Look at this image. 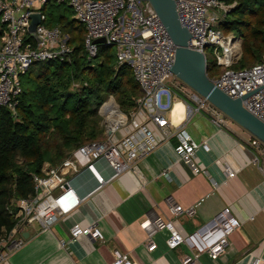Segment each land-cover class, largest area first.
<instances>
[{
  "label": "built area",
  "instance_id": "built-area-1",
  "mask_svg": "<svg viewBox=\"0 0 264 264\" xmlns=\"http://www.w3.org/2000/svg\"><path fill=\"white\" fill-rule=\"evenodd\" d=\"M48 1L64 2L71 8L73 18L83 26L82 43L89 59L95 57L98 43L111 45L115 63L130 67L140 93L129 112L119 109L113 101L114 106L108 109L104 105L107 101H103L100 108L106 120L104 136L78 144L57 164L43 162L40 173L32 174L34 193L14 199L15 224L0 234V264H8L9 255L24 244L19 225L36 224L38 230H45L82 199L69 186L68 178L72 174L87 170L96 180V186L124 169L138 174L134 159L150 152L161 137L168 140L171 136L175 138L172 147L175 157L193 172L204 171L194 152L199 142L183 126L182 120L171 119L174 99L188 110L211 114L218 124L226 117L206 97L171 73L169 66L174 59L175 44L148 0H0V105L14 111L21 90L20 75L33 61H67L72 55L73 47L60 26L43 22L45 13L40 7ZM173 1L180 24L190 33L187 46L201 51L205 57L210 55L218 66L219 71L209 76L217 88L237 97L264 83V54L248 66H234L241 53V36L223 32L217 26L233 1ZM35 10L40 13V23L35 26L38 39L27 32L29 13ZM97 37H103V41H94ZM241 104L264 123V84L243 98ZM200 143L207 148L205 142ZM247 146L251 151L250 160L256 164L262 160L264 165V142L252 134L247 138ZM100 160L110 168L108 177L95 168V162ZM223 169L228 176L234 173L227 166ZM64 195H69L71 201H65ZM165 201L174 216L191 215L194 211L192 205L181 206L167 196ZM239 223L228 206L189 231L178 230L171 219L160 215L139 222L146 233L147 250L155 248L152 235L161 229L167 231L164 241L168 249L185 247L180 264H194L199 255L217 259L224 251L228 234ZM79 233L101 237L96 223L72 224L70 236ZM111 254L109 264H133L126 252L113 248ZM256 262L257 259L253 264Z\"/></svg>",
  "mask_w": 264,
  "mask_h": 264
},
{
  "label": "crops",
  "instance_id": "crops-1",
  "mask_svg": "<svg viewBox=\"0 0 264 264\" xmlns=\"http://www.w3.org/2000/svg\"><path fill=\"white\" fill-rule=\"evenodd\" d=\"M170 115L173 120L172 108ZM179 120L199 142L194 152L204 171L193 172L175 157L171 136L168 140L161 137L150 152L134 159L138 174L124 169L99 186L87 170L72 174L69 186L82 199L45 230H38L36 224L19 225L24 244L9 255L8 264H109L113 248L128 253L133 264H180L185 247L168 249L167 231L161 229L152 235L155 248L147 250L146 233L139 222L160 215L171 219L178 230L189 231L224 206L239 225L228 234L217 259L199 255L194 264H253L255 259V264H264V165L262 160L259 164L250 160V133L228 116L218 124L201 110L184 108ZM94 165L102 176L110 175L102 160ZM224 166L234 173L226 175ZM64 196L71 201L69 195ZM166 196L181 206L192 205L193 213L170 214ZM74 223H96L101 237L70 236Z\"/></svg>",
  "mask_w": 264,
  "mask_h": 264
},
{
  "label": "trees",
  "instance_id": "trees-1",
  "mask_svg": "<svg viewBox=\"0 0 264 264\" xmlns=\"http://www.w3.org/2000/svg\"><path fill=\"white\" fill-rule=\"evenodd\" d=\"M224 1L234 3L217 26L241 36V58L234 66H248L264 54V0ZM44 4L40 7L45 13L43 22L58 24L69 34L72 58L33 61L20 75L21 90L14 111L0 105V234L15 224L13 200L34 193L32 174L40 173L44 161L57 164L78 144L103 137L96 112L103 97L113 95L128 109L134 107L140 93L130 67L115 63L111 45L98 43L94 59L86 56L83 26L66 3L60 2L68 15L45 11V6L59 3ZM87 60L93 63L87 65ZM78 65L80 71L75 73ZM218 71L207 55V75ZM71 72L86 82L76 91L66 86Z\"/></svg>",
  "mask_w": 264,
  "mask_h": 264
},
{
  "label": "water",
  "instance_id": "water-1",
  "mask_svg": "<svg viewBox=\"0 0 264 264\" xmlns=\"http://www.w3.org/2000/svg\"><path fill=\"white\" fill-rule=\"evenodd\" d=\"M148 1L175 44L174 59L169 66L171 73L181 79L197 93L206 97L230 119L237 122L240 126H243L249 133L257 136L264 142V123L245 109L241 104L243 98L264 83L237 97H231L221 91L213 84L206 73L205 55L201 51L187 46V39L190 37V33L185 26L180 24L177 18L174 1ZM38 23H40L39 11H31L29 13L27 32L35 39H38L35 33V26ZM94 41H103V37H97Z\"/></svg>",
  "mask_w": 264,
  "mask_h": 264
},
{
  "label": "rangeland",
  "instance_id": "rangeland-1",
  "mask_svg": "<svg viewBox=\"0 0 264 264\" xmlns=\"http://www.w3.org/2000/svg\"><path fill=\"white\" fill-rule=\"evenodd\" d=\"M64 8H65V6H63V4H52V5H47L46 6V8H45V11L46 12H51V13H53L54 15H57V13H59V12H64V14H66V15H68L69 13L66 11V10H64ZM62 32H64V33H66L65 31H62ZM73 33H75V31H73ZM76 34V33H75ZM68 33H66V37L68 38ZM112 47V46H111ZM113 48V47H112ZM111 48V50L113 51V49ZM81 53V52H80ZM71 58H72V56H70L69 57V61L71 60ZM241 58V57H240ZM239 58V59H240ZM94 59V58H93ZM239 61V60H238ZM238 61H236L235 62V64H237V62ZM91 62H89L88 60H87V65H89ZM92 63H93V61H92ZM218 67V66H217ZM80 68H81V66H79L78 65V68L75 70V73H79V71H80ZM75 73H73V72H71L70 73V75L68 76V78L69 79H67V81H66V86H67V88L69 89V90H71V91H76V90H78L79 88H81V86H83V85H85L86 84V82L84 81V80H82L81 79V76H79L78 74L76 75ZM113 101L115 104H116V106L119 108V109H121L122 111H126V112H129L133 107H131V108H128V109H125V108H123V107H121L120 105H119V103L116 101V99L114 98V96L113 95H109V94H107V95H105L104 97H103V99L99 102V104L97 105V108H96V112H97V116H98V121H99V124L103 127L104 126V124H105V122H106V120H104V117H103V113H102V109L100 108V105H101V103L103 102V101ZM227 116V115H226ZM229 118V117H228ZM232 120V119H231ZM232 121H234V120H232ZM235 123H237V122H235ZM242 128L244 129V130H246L243 126H242ZM247 131V130H246ZM250 135H252L251 133H250ZM103 136H104V133H103ZM14 201V200H13ZM14 205V204H13ZM228 237V236H227Z\"/></svg>",
  "mask_w": 264,
  "mask_h": 264
},
{
  "label": "bare ground",
  "instance_id": "bare-ground-1",
  "mask_svg": "<svg viewBox=\"0 0 264 264\" xmlns=\"http://www.w3.org/2000/svg\"><path fill=\"white\" fill-rule=\"evenodd\" d=\"M175 101V100H174ZM173 101V104H175V105H173L174 107H172V114H173V122H176L182 115H183V109L185 108L184 107V105L182 104V102L181 101H176V102H174ZM104 105L108 108V109H110L111 108V106H114V104H113V102H111V101H107V102H105L104 103ZM104 106V107H105ZM113 109V108H112ZM172 119V118H171ZM113 121V122H112ZM111 123H114V120L113 119H111Z\"/></svg>",
  "mask_w": 264,
  "mask_h": 264
}]
</instances>
